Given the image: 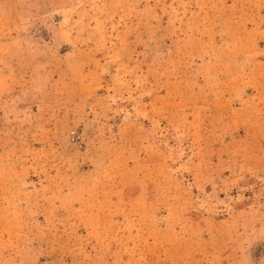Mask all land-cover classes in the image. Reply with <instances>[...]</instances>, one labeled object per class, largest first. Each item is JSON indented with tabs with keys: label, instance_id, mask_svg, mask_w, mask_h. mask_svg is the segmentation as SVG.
<instances>
[{
	"label": "rangeland",
	"instance_id": "rangeland-1",
	"mask_svg": "<svg viewBox=\"0 0 264 264\" xmlns=\"http://www.w3.org/2000/svg\"><path fill=\"white\" fill-rule=\"evenodd\" d=\"M0 264H264V0H0Z\"/></svg>",
	"mask_w": 264,
	"mask_h": 264
}]
</instances>
